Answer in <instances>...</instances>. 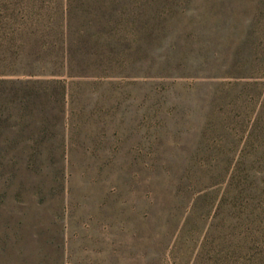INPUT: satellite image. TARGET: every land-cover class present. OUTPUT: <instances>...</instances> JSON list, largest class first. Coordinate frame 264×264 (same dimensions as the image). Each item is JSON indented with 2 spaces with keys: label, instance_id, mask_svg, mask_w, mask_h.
<instances>
[{
  "label": "rangeland",
  "instance_id": "obj_1",
  "mask_svg": "<svg viewBox=\"0 0 264 264\" xmlns=\"http://www.w3.org/2000/svg\"><path fill=\"white\" fill-rule=\"evenodd\" d=\"M257 4L0 0V264H264Z\"/></svg>",
  "mask_w": 264,
  "mask_h": 264
},
{
  "label": "trees",
  "instance_id": "obj_2",
  "mask_svg": "<svg viewBox=\"0 0 264 264\" xmlns=\"http://www.w3.org/2000/svg\"><path fill=\"white\" fill-rule=\"evenodd\" d=\"M256 7L258 8L256 11L263 12L264 11V0H258V4H257ZM8 81H12V80H2V79H0V85L1 84H6V82H8ZM26 81H28V80H26ZM26 81L15 79V81L13 80L12 82L15 83V84L26 85V83H28ZM188 166L189 167L185 168V171H187L186 172L187 174L185 175V178L188 180V182H191L193 184L196 181V179L190 178V174H189L188 171L191 170L192 166L189 163H188Z\"/></svg>",
  "mask_w": 264,
  "mask_h": 264
},
{
  "label": "crops",
  "instance_id": "obj_3",
  "mask_svg": "<svg viewBox=\"0 0 264 264\" xmlns=\"http://www.w3.org/2000/svg\"><path fill=\"white\" fill-rule=\"evenodd\" d=\"M65 254H66V257H68V256L70 257V255H69L68 252H66ZM72 263H73V262L71 261V264H72Z\"/></svg>",
  "mask_w": 264,
  "mask_h": 264
}]
</instances>
